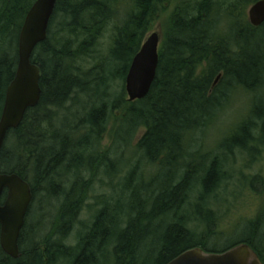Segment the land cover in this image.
<instances>
[{
	"label": "trees",
	"instance_id": "1",
	"mask_svg": "<svg viewBox=\"0 0 264 264\" xmlns=\"http://www.w3.org/2000/svg\"><path fill=\"white\" fill-rule=\"evenodd\" d=\"M256 1L232 0L227 7L220 0L56 1L47 36L31 55L40 98L7 132L0 172L25 179L32 200L39 191L63 196L60 226L51 232L62 235L34 240L30 204L19 256L0 248V264H166L189 248L222 252L241 242L264 263V206L241 220L242 235L219 245L224 237L211 201L229 175L227 155L253 156L264 144V22L254 26L247 18ZM33 2L0 0V114ZM169 3L155 78L143 98L129 101L131 60ZM117 79L123 84L112 95ZM233 92L247 94L246 111L211 151L194 146L193 137L215 125ZM114 108L122 117L103 149ZM116 152L122 155L110 158ZM97 174L109 179L111 190L95 197L90 223L74 245H65L63 230L74 223ZM4 198L5 192L0 203Z\"/></svg>",
	"mask_w": 264,
	"mask_h": 264
},
{
	"label": "water",
	"instance_id": "2",
	"mask_svg": "<svg viewBox=\"0 0 264 264\" xmlns=\"http://www.w3.org/2000/svg\"><path fill=\"white\" fill-rule=\"evenodd\" d=\"M57 0H34L27 11L18 36V61L8 83L0 114V150L7 132L21 123L26 110L40 98L39 67L31 61L35 46L45 40L49 20ZM249 20L258 26L264 22V0L248 9ZM159 34L151 32L133 56L125 77L129 101L143 98L155 78L158 64ZM219 77V76H218ZM0 248L12 258L19 256V237L32 201L29 183L16 173L0 172ZM166 264H264L246 242L222 252H206L200 247L184 250Z\"/></svg>",
	"mask_w": 264,
	"mask_h": 264
},
{
	"label": "rangeland",
	"instance_id": "3",
	"mask_svg": "<svg viewBox=\"0 0 264 264\" xmlns=\"http://www.w3.org/2000/svg\"><path fill=\"white\" fill-rule=\"evenodd\" d=\"M192 1V0H191ZM225 7L232 0H220ZM172 4H167L166 8H163L161 15L153 23L151 29L147 32L146 37L153 31L159 34L160 40L162 38L163 24L166 21V17L170 11ZM108 33L105 32L101 43L103 47H106V37ZM219 76V77H218ZM214 84L219 82L220 75H218ZM122 82L117 79L112 86L111 94L116 95L121 89ZM126 93V92H125ZM127 98V94L125 95ZM128 99V98H127ZM82 100V98H81ZM239 100L238 105H234L232 111L229 113L226 120L222 122H216L214 126H211L201 133H197L196 137H193L194 146L202 147L205 151L209 152L219 140L228 135L234 124L239 119L238 116L242 112L246 111V104L249 100L247 94L244 92H233L230 96V103L232 101ZM71 101L67 104L69 105ZM112 115L108 122L107 130L104 134V138L101 146L103 149L110 146L112 143V124L115 125L120 122L123 110L120 108H114L109 112ZM111 132H110V131ZM217 151V150H216ZM222 151V150H221ZM121 156L122 153H112L110 158L114 155ZM227 162L230 165L226 166V170L229 175L223 182V186L219 189L216 195L211 198L213 208L218 212L220 221H218L217 229L222 233L219 235L217 244L225 245L232 240H236L240 234L242 235L245 230V223L242 219H249L254 217L258 208L264 206V144L259 145L258 154L251 156L248 152L243 153L235 151L234 154H228ZM97 174L93 178V183L89 186L87 197L81 203L77 209L74 223L72 226L64 228L66 232L62 241L65 245H74L77 241L78 233L85 230V225L89 224L94 212L96 198L102 193L110 192V186H108V178L106 176H100ZM122 175V174H121ZM85 178H88L86 176ZM119 181V175L113 178V183L116 184ZM107 184V185H106ZM34 200V201H33ZM31 202V212L28 216V232H31V237L34 240L49 238L55 239L62 234L51 233L52 229L56 226H60L59 209L61 207L63 196L58 197L47 195L43 191H39ZM239 223L241 227L237 230H233V226ZM229 234V235H228ZM29 235V234H28ZM228 235V236H227ZM212 239V238H211ZM212 241V240H211Z\"/></svg>",
	"mask_w": 264,
	"mask_h": 264
},
{
	"label": "clouds",
	"instance_id": "4",
	"mask_svg": "<svg viewBox=\"0 0 264 264\" xmlns=\"http://www.w3.org/2000/svg\"><path fill=\"white\" fill-rule=\"evenodd\" d=\"M240 103L239 100L232 101L231 103L227 104L223 109H221L217 113V122H222L227 119L229 113L232 111L234 105H238Z\"/></svg>",
	"mask_w": 264,
	"mask_h": 264
}]
</instances>
